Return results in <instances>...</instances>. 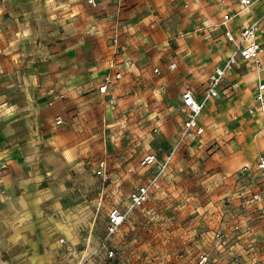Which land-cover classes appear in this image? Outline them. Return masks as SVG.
Here are the masks:
<instances>
[{
    "label": "rangeland",
    "instance_id": "rangeland-1",
    "mask_svg": "<svg viewBox=\"0 0 264 264\" xmlns=\"http://www.w3.org/2000/svg\"><path fill=\"white\" fill-rule=\"evenodd\" d=\"M128 10L112 0H0V198L16 200L6 212L18 224L11 234L28 242L19 262H260L262 205L246 200L264 180L257 159L237 163L253 149L228 147L231 130L210 136L213 144L186 139L147 201L129 209V193L156 172L142 165L145 154L160 159L179 137L184 85L200 93L206 81L180 57L182 17L134 19ZM111 56L121 77L101 94ZM112 207L127 212L110 240L114 257L97 251L84 261ZM27 231L48 260L27 255Z\"/></svg>",
    "mask_w": 264,
    "mask_h": 264
},
{
    "label": "crops",
    "instance_id": "crops-1",
    "mask_svg": "<svg viewBox=\"0 0 264 264\" xmlns=\"http://www.w3.org/2000/svg\"><path fill=\"white\" fill-rule=\"evenodd\" d=\"M112 1L126 6L131 15L141 14L140 17H144L143 20L155 18L156 13L160 16L158 22L163 18L167 19L168 16H176L179 19L182 17L183 24H185L183 26L184 37L188 36V38L186 37L185 42L183 40L180 43L184 50V53L180 57L188 58L190 70L195 74H205L204 81H206V84L203 90L207 86V79L213 68L215 66H223L228 56L234 50V45L228 42L225 37V26L221 24L223 16L225 14L232 16L226 26L237 36L240 29L256 22L264 15V0H252L254 3L249 6L242 5L239 0ZM137 17L138 15H132L131 18L135 19ZM257 35L262 47L260 56L261 67L257 68L250 62L243 61L238 57L236 64L227 72L225 78L222 80L218 88V96L205 102L199 116V122L204 126V133L197 139L198 142L208 143L211 141V144H213L210 136H213L217 132L221 133L222 131L231 130L235 134L230 133L229 137H232L234 140L228 143V147L237 146L241 150L244 147H252L253 155L247 156L241 151H239L240 154L236 155V161L240 165L257 159L264 149V122L260 116V112H257L259 111L258 102L255 99L258 86L264 85V25L259 26ZM112 64L114 65V71L122 72L115 56H111L110 58V66ZM184 86L182 91L186 87H189L195 92L196 97L200 98L203 90L198 93L193 85L185 84ZM240 139L245 144L238 145ZM244 150L248 151V148H244ZM163 159L164 156L160 159L158 158L160 162ZM152 167L154 171L157 170V166L155 165L146 167V169L151 170ZM15 201V197L12 194L4 195L0 198V264H21L19 260L26 255V251L23 252L19 249L25 245L24 243L27 244L28 242H23L21 236L16 237L15 234H11L16 231L18 224H14L17 220L10 224L6 212V205L11 204L13 207ZM25 237L33 245V248L36 249V254H34L35 250L33 248L28 250L27 246L25 247L28 250L27 255L30 256V259L32 261L40 259L41 257L38 254L41 253L42 259L44 261L48 260V252H45L43 255V251L38 249L40 248L38 245L42 240L35 235L29 234L28 231L25 232ZM38 250L41 252L39 253ZM92 264H101V262L94 261Z\"/></svg>",
    "mask_w": 264,
    "mask_h": 264
},
{
    "label": "built area",
    "instance_id": "built-area-1",
    "mask_svg": "<svg viewBox=\"0 0 264 264\" xmlns=\"http://www.w3.org/2000/svg\"><path fill=\"white\" fill-rule=\"evenodd\" d=\"M195 1V0H194ZM244 6H249L254 3L252 0H239ZM232 16L225 14L221 24L225 26V37L228 42L234 45V50L228 56L223 66H215L212 72L209 74L207 79V86L202 91L200 98L196 97L195 92L186 87L180 96V108L179 111L183 117L180 126L179 137L172 147L169 154L164 156L163 161H159L156 153L146 154L141 163L146 167L157 166L156 172L152 175L147 183L141 184L135 190L131 191L128 195V205L129 209L141 207L148 199L150 188L157 181L159 176L164 173L168 168L173 155L177 152L178 148L183 144V142L188 139H199L204 133V126L199 122V116L207 100L215 98L218 96V88L225 78L228 71H230L237 62L239 57L241 60L250 62L255 67H261V52L262 47L258 39L257 31L259 26L264 25V15L258 19L256 22L243 27L240 29L238 35L236 36L231 30L226 26L227 22L230 21ZM116 42V40H115ZM113 67V64L112 66ZM170 68H175L176 63L172 62L169 65ZM121 77L120 71H114L112 73V78L107 76L98 86V92L104 94L108 91V86L112 83V79H119ZM255 99L258 102V113L264 122V85L258 86V91L255 94ZM251 113H253L251 111ZM256 114V112H254ZM61 120H57L60 123ZM257 169L259 170L263 180H264V149L262 153L257 158L256 163ZM105 168V162L100 161L96 165V174L103 175ZM246 166L243 170H246ZM247 202H252L256 205H262L263 216H264V189L262 192L254 193L250 198L246 200ZM127 217V212L121 210L118 207H112L107 215V220L104 226V232L97 246L94 250L88 252L85 256L84 261L88 260V257L93 256L97 251H101L105 254L106 258L111 259L114 257V250L110 244L112 236L118 231L120 226L124 223ZM256 264H264V258L257 262Z\"/></svg>",
    "mask_w": 264,
    "mask_h": 264
}]
</instances>
